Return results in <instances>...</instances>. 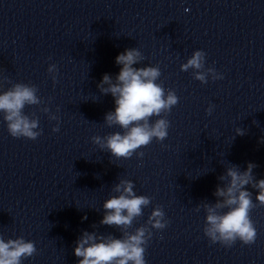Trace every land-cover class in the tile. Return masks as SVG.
<instances>
[{"label":"water","instance_id":"1","mask_svg":"<svg viewBox=\"0 0 264 264\" xmlns=\"http://www.w3.org/2000/svg\"><path fill=\"white\" fill-rule=\"evenodd\" d=\"M128 48L144 57L134 67L159 66L157 83L179 102L163 114L170 121L163 142L139 149L143 158L117 159L92 138L123 132L105 123L116 105L98 85L105 74L115 79L116 57ZM197 50L223 79L209 74L204 84L181 70ZM3 77L11 81L4 90L33 84L43 101L24 110L39 117L36 140L12 137L0 113V235L23 237L38 250L22 264H79L74 249L84 231L120 238L100 221L122 179L152 199L130 232L146 225L157 205L170 221L152 229L146 264H264V206L251 212L256 242L231 247L212 243L205 211H195L215 203L219 177L231 165L244 171L255 163L256 179H264V0H0ZM238 127L246 134L237 135ZM246 187L258 204V190Z\"/></svg>","mask_w":264,"mask_h":264},{"label":"clouds","instance_id":"2","mask_svg":"<svg viewBox=\"0 0 264 264\" xmlns=\"http://www.w3.org/2000/svg\"><path fill=\"white\" fill-rule=\"evenodd\" d=\"M144 57L138 48H128L116 57V63L121 66L119 74L113 79L105 74L98 85L100 91L111 94L115 100V111L106 114L105 123L108 127L119 126L123 132H115L105 137L94 136L93 142L100 148L107 149L117 159H130L133 155L143 158L145 153L138 151L147 147L153 139L163 142L169 135L170 121L163 114L170 113L179 102L174 90L165 91L162 83H157L161 76L159 66L136 68ZM206 53L197 50L181 65V70H193L196 80L207 84L208 76L212 80L223 79L213 67H205ZM59 69L51 64L48 73L57 82ZM11 83L7 77L0 79V113L7 123L8 131L14 138L36 140L41 134L39 117L33 113H25L26 106H39L43 103L37 95L38 88L33 84L15 83L4 90V85ZM214 106H209L207 112L211 115ZM49 114L50 120L59 121L48 107L42 108ZM59 111V109H57ZM153 117H158L154 122ZM39 129V130H38ZM59 123L53 132H59ZM236 134L243 136L246 130L237 128ZM261 142H264L262 139ZM255 163L249 162L247 169L241 171L236 165L228 167L219 177L222 185H217L214 196L215 203L203 202L197 206L206 213L204 234L212 243H220L226 247L233 246L237 240L245 245H252L257 239V230L251 218V212L258 206H264V179L257 180L253 170ZM258 190L253 202V193L246 186ZM134 182L122 179L112 191L103 208L105 215L101 225L115 227L120 230L121 237L113 234L104 235L97 231H84L76 241L74 254L79 258V264H146V247L153 236L152 229L163 230L170 221L166 219L162 206L157 205L151 212L146 225L130 232L134 220L143 215V209L150 206L152 199L145 195H137ZM87 219V217H84ZM95 227V226H94ZM38 253L35 242L26 241L23 237L5 241L0 235V264H22L24 259Z\"/></svg>","mask_w":264,"mask_h":264}]
</instances>
